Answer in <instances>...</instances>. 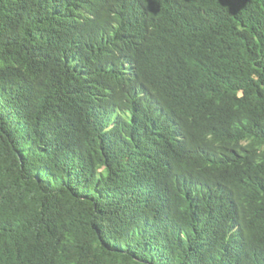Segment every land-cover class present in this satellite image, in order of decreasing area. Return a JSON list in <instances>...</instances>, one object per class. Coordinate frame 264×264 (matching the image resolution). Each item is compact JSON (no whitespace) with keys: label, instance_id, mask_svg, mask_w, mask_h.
<instances>
[{"label":"trees","instance_id":"obj_1","mask_svg":"<svg viewBox=\"0 0 264 264\" xmlns=\"http://www.w3.org/2000/svg\"><path fill=\"white\" fill-rule=\"evenodd\" d=\"M0 264H264V0H0Z\"/></svg>","mask_w":264,"mask_h":264}]
</instances>
